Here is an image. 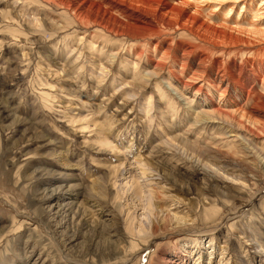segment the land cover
Wrapping results in <instances>:
<instances>
[{
  "label": "rangeland",
  "instance_id": "1",
  "mask_svg": "<svg viewBox=\"0 0 264 264\" xmlns=\"http://www.w3.org/2000/svg\"><path fill=\"white\" fill-rule=\"evenodd\" d=\"M116 1L0 0V264H264V0Z\"/></svg>",
  "mask_w": 264,
  "mask_h": 264
},
{
  "label": "bare ground",
  "instance_id": "2",
  "mask_svg": "<svg viewBox=\"0 0 264 264\" xmlns=\"http://www.w3.org/2000/svg\"><path fill=\"white\" fill-rule=\"evenodd\" d=\"M113 3H116L117 4V2L118 1H116V0H111ZM112 2H107V4L106 5H108L109 7H112V10H114L115 9V7H113L112 6ZM84 4H85V1L83 2ZM84 4H82V6L80 7V10H76V11H74L73 12V14L74 15H76V16H82V13H81V9H82V7H83V5ZM145 5L146 6H148V8H152V6L150 7L149 5H147L146 3H145ZM79 8V7H78ZM130 10V9H129ZM150 10V9H149ZM126 11H128V10H125L124 12H126ZM132 11V10H131ZM231 14H232V10H227L226 11V17H225V20H228V19H230V17H231ZM98 15H100V14H98ZM94 18V17H93ZM105 20V19H104ZM104 20L102 19L101 21H102V25L103 26H107L106 25V23H104ZM224 20V21H225ZM236 24H239L238 22H236ZM134 39H141V38H134ZM133 39V40H134ZM80 41L82 42V43H84V41H85V38H80ZM88 42V45H89V47H90V49L91 50H96L97 48H96V46H95V43H93L92 41H87ZM87 44V43H86ZM88 45H87V47H88ZM137 46H138V43H137ZM131 47H135L134 45H131ZM102 56V55H101ZM119 57V56H118ZM116 58V56L115 57H113V59H115ZM102 59V58H101ZM111 60V59H110ZM99 62V61H98ZM134 64V66H136L137 65V63H133ZM158 67V66H157ZM264 82V81H263ZM222 112H224V111H222ZM226 112V111H225ZM220 113V112H219ZM227 113V112H226ZM222 114V113H221ZM87 129V128H86Z\"/></svg>",
  "mask_w": 264,
  "mask_h": 264
}]
</instances>
